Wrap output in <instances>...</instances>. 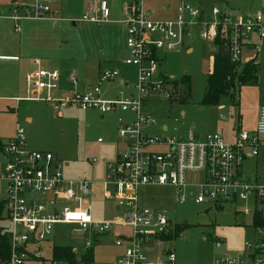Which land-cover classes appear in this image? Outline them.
Masks as SVG:
<instances>
[{"label": "rangeland", "instance_id": "obj_1", "mask_svg": "<svg viewBox=\"0 0 264 264\" xmlns=\"http://www.w3.org/2000/svg\"><path fill=\"white\" fill-rule=\"evenodd\" d=\"M54 1L61 10V17L74 20L82 17L86 2L92 5L94 0ZM130 1L115 0V12L124 4L128 8ZM181 3L199 7L205 19L213 15L214 7L227 10L232 16L260 11L264 18V0H143V9L150 13L153 20H171ZM2 7L10 8L11 0H0V9ZM13 24L10 20L0 19V53L5 52L3 45L7 43L14 48L12 53L20 57L19 61L0 60V96L29 95L24 78L26 72L32 69L30 59L34 57L41 58L43 67L63 72L58 80L57 92L61 97L97 85L105 99H114L120 93L128 94L133 90L138 72L135 66L124 63V34L117 22L104 25L83 21L73 23L71 20L20 21L19 33ZM106 30H109V38ZM200 31L198 25H191L186 45H179L171 51H159V71L170 84L176 85V94L172 100L158 96L149 98L142 111L150 114L156 123L142 124V132L182 138L194 133L203 138L207 133H221L223 130L224 136L230 137L237 128L239 116L242 129L251 130L256 125L257 109L264 105V46L255 54L258 83H236L232 89L236 94L234 98L230 94L222 95L217 104H204L208 74L220 46L214 39H203ZM188 47L190 51H187ZM20 48L22 51H19ZM252 57L253 53L245 52L243 60L245 62ZM106 71H117L118 75L106 79L103 77ZM72 72L78 81L75 85L69 77ZM184 77L188 81L183 80ZM52 104L45 99H0V139L12 136L19 125L24 129L27 146L50 151L54 161L62 165L61 170L67 180L87 178L93 182L92 197L80 203H62V206L90 205L95 219L122 218L125 208L118 209L116 201L105 198L102 189L103 182L107 180L108 165L114 164L118 154L126 147L125 139L117 133L119 118L127 123L134 119V114L120 110L102 114L97 108H82L74 103L57 111ZM26 117L30 118L29 122ZM163 125L168 127L166 131ZM258 151L257 157L245 160L243 168L251 180L256 178L264 182V146ZM199 179L198 174H187L189 185ZM195 190L185 188L186 199L179 202V192L173 185L140 187V205L161 211L175 229L179 227L174 238L163 240L160 247L152 245L145 248L146 254L159 261L172 251L180 264H209L225 257L237 258L247 254L250 248L246 243L254 244L262 239L264 230L255 226V215L243 213L245 202L232 203L227 211L225 207L210 202L196 203L190 194ZM5 197L6 184L0 180V200ZM250 205L253 206L252 200ZM0 226L7 234L10 222L2 218ZM73 228L68 224L57 225L49 240L42 242L43 259L31 260L32 264H50L55 245L76 247L80 256L88 239L94 241L92 264H119L118 258L124 248L117 246L116 240L132 232L131 227L116 224L110 232L90 237L88 233Z\"/></svg>", "mask_w": 264, "mask_h": 264}, {"label": "built area", "instance_id": "obj_2", "mask_svg": "<svg viewBox=\"0 0 264 264\" xmlns=\"http://www.w3.org/2000/svg\"><path fill=\"white\" fill-rule=\"evenodd\" d=\"M14 20L57 19L58 11L52 0H11ZM22 12V13H21ZM207 19L203 11L188 3L177 7V15L171 20H153L143 9V0H131L124 22L127 24L126 46L128 56L124 63L137 68V80L133 91L120 93L114 99H103L99 85L72 95H57L58 70L37 68L25 74L27 91L25 99H45L62 110L69 104L94 107L107 113L120 110L134 114L130 122L119 118L118 136L125 139V150L120 152L114 164L106 169L103 195L113 198L117 208H125L122 218L95 219L90 205L62 206L66 202H78L93 196L92 181L88 179L67 180L62 165L54 161L50 151L30 149L24 129L17 125L15 134L4 140L0 147V180L6 184L3 218L10 222L7 232L10 258L6 264H32L31 260L43 259L42 242L49 240L59 224H68L73 230L88 233L90 237L110 232L116 224L131 227L129 236H119L116 245L123 247L119 264H180L172 251L164 260L156 261L145 248L161 246L166 236H173L175 227L161 211L142 207L139 189L145 185H173L179 192L177 200L186 199L185 188L196 203L210 202L229 208L232 203H246L243 213L264 214V182L251 180L244 172L243 163L258 154L263 144L264 105L260 107L253 130L241 128L233 139L218 132L207 133L203 138L190 133L188 138L152 135L142 132V124H155V120L142 111L149 98L158 96L167 100L175 97V86L159 71V51L186 45L191 25H198L203 39L223 42V49L240 72L246 62H256L255 54L264 46V18L262 13L232 16L227 10L214 7ZM109 0H99L89 6L79 21L102 24L109 22ZM253 57L245 61V52ZM117 71H106L104 78H114ZM157 76V77H156ZM71 82L78 83L74 72ZM198 174V182L188 184V173ZM252 200L253 206L250 205ZM258 230L264 228L257 227ZM85 240V250L93 245ZM250 252L240 257H225L209 264H264V233L254 244L246 243ZM252 249V251H251ZM84 250V251H85ZM73 252L78 253L76 247Z\"/></svg>", "mask_w": 264, "mask_h": 264}, {"label": "trees", "instance_id": "obj_3", "mask_svg": "<svg viewBox=\"0 0 264 264\" xmlns=\"http://www.w3.org/2000/svg\"><path fill=\"white\" fill-rule=\"evenodd\" d=\"M219 44V52L213 58V65L207 78V88L203 97L204 104H217L222 95L230 94L232 98L235 93L232 89L235 84L239 85L245 83H258V64L255 62H248L243 65V68L238 73L235 70V64L230 61L228 53L223 49V42L217 40ZM183 80L188 81L187 77ZM176 86V85H175ZM10 138V137H9ZM6 140V139H4ZM4 140L0 139V147ZM4 200H0V220L3 218ZM254 224L256 227H264L263 212H256L254 216ZM179 232V227H176L173 236H166L167 239L174 238ZM10 245L8 235L0 226V264L7 263L10 258ZM94 261L93 248L88 247L80 256L73 252L72 246H57L52 248L50 264H77L82 262L84 264H92Z\"/></svg>", "mask_w": 264, "mask_h": 264}, {"label": "crops", "instance_id": "obj_4", "mask_svg": "<svg viewBox=\"0 0 264 264\" xmlns=\"http://www.w3.org/2000/svg\"><path fill=\"white\" fill-rule=\"evenodd\" d=\"M99 0H94L91 4L92 5H94V4H96L97 2H98ZM114 2H115V0H111V2H109L110 3V8H111V16H110V21L109 22H104V23H102V24H104V25H110V24H115L116 22L119 24V27L121 28V31H122V33L124 34V42H123V45H122V49H123V53L124 54H126V57L128 56V49H127V46H126V35H127V24L123 21L124 20V17L127 15V8H126V6L127 5H123L120 9H118V11H116L115 12V7H114ZM11 5H12V3H11ZM52 5H53V7L58 11V18L57 19H41V20H36V19H20V20H14L13 18H11V15H12V8L10 7H7V8H4V7H2L3 9H0L2 12H4V13H1L0 12V19H3V20H10L12 23H14L13 25H14V29H15V31L16 32H20L21 31V25H20V21H24V22H26V21H49V22H51V21H64V20H71V21H73V23H76V22H81V21H79L78 19H69L68 17H61L59 14L61 13V10H60V8L58 7V5H57V3L54 1V0H52ZM89 6H91V5H89V2H86V4H85V10L89 7ZM22 13V12H21ZM116 13V14H115ZM150 14V13H149ZM176 15H177V8H176ZM176 17V16H175ZM106 36L109 38V30H106ZM4 48H3V50L5 51L4 53H0V60H9V61H19L20 60V57L17 55V54H15V53H12V51L14 50V48H12L11 47V45H9V44H7V43H5L4 45ZM110 46V45H109ZM110 50H112V47L110 46ZM191 50V48L190 47H188L187 48V51H190ZM19 51H22V49L20 48L19 49ZM247 52V51H246ZM30 63H31V66H32V69H30L29 71H32V70H34V69H37V68H43V69H47V70H56V69H48V68H46V67H43V65H42V60H41V58H39V57H34V58H32V59H30ZM246 63H248V62H246ZM245 64V63H244ZM243 64V65H244ZM212 65H213V63H212ZM242 68H243V66H242ZM29 71H27V72H29ZM211 71V70H210ZM26 72V73H27ZM61 73V75L63 74V72H60ZM8 83H11V81H9ZM89 88H91V86H88L87 87V89H85V90H83V91H86V90H88ZM133 91V90H132ZM131 91V92H132ZM58 92V91H57ZM100 96H101V94H100ZM27 97V96H26ZM26 97H20V96H15V95H11V96H0V99H5V100H15V101H21V100H28V99H25ZM101 98H103V99H105L104 97H102L101 96ZM262 105H260L259 107H258V109H257V118H256V123H257V120H258V116H259V110H260V107H261ZM25 120L27 121V122H29L30 121V118L29 117H26L25 118ZM237 123H241V125H242V120H241V116H239V118H238V122ZM256 126V125H255ZM255 126L253 127V129L255 128ZM163 129H164V131H166L167 129H168V127L166 126V125H163ZM221 129H223V128H221ZM253 129H251V130H253ZM118 130V129H117ZM236 130H237V128H236ZM235 130V131H236ZM235 131L234 132H232L231 133V135H230V137H227V136H225V137H227L228 139H233L234 138V135H235ZM15 134V133H14ZM13 134V135H14ZM220 134H222L223 136H224V132H223V130H222V132L220 133ZM12 135V136H13ZM12 136H10V137H12ZM164 136H166V135H164ZM9 138V137H8ZM8 138H6V139H8ZM261 140L263 141L262 143V145L260 146V147H262V146H264V140L262 139V136H261ZM259 147V148H260ZM258 154H259V151H258ZM258 154L256 155V156H252V157H249V158H254V157H257L258 156ZM248 159V158H247ZM67 164V163H66ZM83 179H87V178H83ZM92 185H93V182H92ZM93 188V187H92ZM102 192H103V189H102ZM91 209H92V207H91ZM229 209V208H228ZM84 252V251H83Z\"/></svg>", "mask_w": 264, "mask_h": 264}, {"label": "water", "instance_id": "obj_5", "mask_svg": "<svg viewBox=\"0 0 264 264\" xmlns=\"http://www.w3.org/2000/svg\"><path fill=\"white\" fill-rule=\"evenodd\" d=\"M225 210H227V211H228L229 209H228V208H225Z\"/></svg>", "mask_w": 264, "mask_h": 264}]
</instances>
